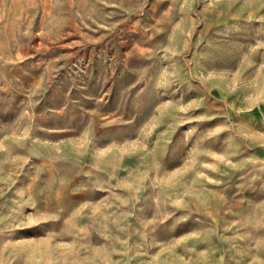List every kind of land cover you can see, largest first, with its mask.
Listing matches in <instances>:
<instances>
[{"label":"rangeland","instance_id":"obj_1","mask_svg":"<svg viewBox=\"0 0 264 264\" xmlns=\"http://www.w3.org/2000/svg\"><path fill=\"white\" fill-rule=\"evenodd\" d=\"M0 264H264V0H0Z\"/></svg>","mask_w":264,"mask_h":264}]
</instances>
